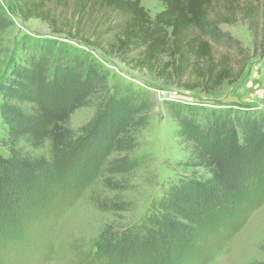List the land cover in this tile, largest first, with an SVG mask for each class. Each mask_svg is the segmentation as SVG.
<instances>
[{"label":"trees","instance_id":"1","mask_svg":"<svg viewBox=\"0 0 264 264\" xmlns=\"http://www.w3.org/2000/svg\"><path fill=\"white\" fill-rule=\"evenodd\" d=\"M160 1L165 9L154 18L141 0H14V4L25 22L45 21L56 35L115 54L155 72L165 84L189 91L211 93L224 82H238L247 70L250 57L230 34L224 39L239 49L238 55L216 51L220 24L242 17L264 45V0ZM117 15L123 20H115ZM100 16L101 22L110 17V24L103 28ZM4 24L14 22L0 4V28ZM88 57L84 50L53 38L33 42L24 38L12 55L0 83V239L30 229L27 225L36 212L44 213L58 185L78 172L77 160L86 145L104 134L101 119L113 114L116 118L118 108L129 105L125 90L111 92L107 73ZM99 93L100 119L79 137L69 126L71 116ZM205 120V128L191 125L197 143L193 155L183 160L195 171L170 185L143 233L113 232L108 225L101 229L105 264L131 262L133 252L145 247H157L176 261L182 248L191 250L205 240L201 236L210 226L237 222L264 198V115L227 108L207 114ZM118 127L114 125L112 133L117 134ZM120 131L125 136L129 128ZM131 149L117 151L121 155ZM123 173L104 175L101 190L92 194L97 208L115 213L126 209L121 199ZM12 226L16 228L11 230Z\"/></svg>","mask_w":264,"mask_h":264},{"label":"rangeland","instance_id":"2","mask_svg":"<svg viewBox=\"0 0 264 264\" xmlns=\"http://www.w3.org/2000/svg\"><path fill=\"white\" fill-rule=\"evenodd\" d=\"M0 4L14 22V25L4 24L0 28V83L24 38L32 42L53 38L88 53V58L96 60L100 70L107 73L110 91L121 87L130 97L125 109L118 108L116 118L113 114L101 119L100 130L104 134L93 145H86L77 160L78 172L69 177L68 183L58 185V193L53 194L44 213L41 214L42 210L36 212L27 225L30 229L0 239V264H105L100 248L101 229L108 225L113 232L142 231L170 185L181 175H192L195 171L183 161L193 155L197 143L198 137L190 129L191 125L205 128L207 114L227 108L264 115V45L254 38L253 29L251 31L249 22L242 17L220 24L222 39L218 38L216 51H229L236 57L239 49L228 45L223 35L230 34L238 40L250 57L243 77L234 84L224 82L211 93L201 89L189 91V95L184 93L185 102L189 103H178L162 100L159 91L170 94L172 90L185 92L186 89L165 84L155 72L137 68L115 54L56 35L45 21L25 22L17 13L14 0H0ZM141 4L152 18L165 9L160 0H141ZM103 19L100 16L98 23L104 28L110 24V17L101 22ZM115 20L119 22L123 18L117 15ZM102 97L100 93L95 95L92 101L72 114L69 126L77 136L85 137L84 128L100 119L98 103ZM106 124L110 125L108 131ZM114 125L119 126L117 134L112 133ZM125 127L129 132L124 136L120 130ZM1 133L0 124V136ZM121 147L132 149L119 155L117 149ZM45 151L50 155L49 144ZM119 170L125 172L121 199L126 201V209L115 213L97 208L92 194L101 190L104 175H117ZM199 172L205 175L204 170ZM15 228L12 226L11 230ZM209 228L201 236L205 240L195 248L180 247L176 261L166 257L157 247H145L134 251L132 261L126 264H252L264 261L263 197L237 222H222ZM125 261L114 260L107 264H125Z\"/></svg>","mask_w":264,"mask_h":264},{"label":"built area","instance_id":"3","mask_svg":"<svg viewBox=\"0 0 264 264\" xmlns=\"http://www.w3.org/2000/svg\"><path fill=\"white\" fill-rule=\"evenodd\" d=\"M184 93H187L186 95H189V90L185 92H180L179 90H172L170 94H167L164 90L159 91V97L164 101H174L178 103H189L186 101V95Z\"/></svg>","mask_w":264,"mask_h":264}]
</instances>
